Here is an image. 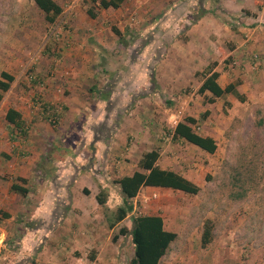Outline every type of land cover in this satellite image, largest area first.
Instances as JSON below:
<instances>
[{"label": "crops", "instance_id": "crops-1", "mask_svg": "<svg viewBox=\"0 0 264 264\" xmlns=\"http://www.w3.org/2000/svg\"><path fill=\"white\" fill-rule=\"evenodd\" d=\"M127 2L122 0L117 8L99 6L97 15L88 11L86 22L77 6L69 7L67 11L73 10L66 19L74 34L62 44L64 55L57 63L60 73L38 80L31 91H16L14 105L3 113L5 118L13 108L20 114V125L6 122L14 133L12 142L5 145L13 172L7 185L0 186V264H5L9 249L4 240L11 237L18 240V249L9 255L17 260L13 264H24L27 257L29 264H129L134 245L131 236L121 235L119 230L130 231L131 218L141 214H135L134 205L131 214L110 227L113 212L107 216L103 208L115 211L121 204L114 181L138 171L144 154L156 151L159 168L198 185L197 167L215 153L173 140L176 124L194 118L193 129L216 142L222 131V112H230L228 104L234 111L249 95L255 80L252 70L259 65L253 64V58L264 57V27L259 24L264 0H140L136 7ZM29 5L35 8L32 0ZM65 13L62 8V18ZM139 21L141 27L132 24ZM182 22L188 23L186 27ZM131 24L135 29L126 27ZM145 33L151 40H144ZM83 37L94 40L92 48L99 49L94 58L85 57L83 50L88 45ZM151 61L155 75L149 73ZM96 63H106L99 78L91 70ZM207 72L217 73V84L222 89L232 85L234 93L209 102L211 94L199 92ZM63 73L69 76L63 78ZM17 79L21 78L14 77V84ZM95 80L100 85L110 83V88H91L88 82ZM19 85L25 82L21 80ZM62 89L70 93L62 95ZM48 106L57 108L59 115L55 140L66 142L69 138L61 136L77 124L82 137L79 144L54 147L49 140L52 130L41 121ZM21 133H28L29 138L17 148ZM54 149L63 155L53 158L49 152ZM13 184L27 193L11 190ZM160 189L144 187L134 199L147 204L149 194ZM100 192L103 206L96 200ZM145 207L144 215L160 216L165 230L177 235L161 263H195L192 246L197 238L201 241L202 232L183 229L177 221H166L157 210L145 211ZM206 245L199 244L201 252L207 253Z\"/></svg>", "mask_w": 264, "mask_h": 264}, {"label": "rangeland", "instance_id": "rangeland-1", "mask_svg": "<svg viewBox=\"0 0 264 264\" xmlns=\"http://www.w3.org/2000/svg\"><path fill=\"white\" fill-rule=\"evenodd\" d=\"M54 1L67 13L64 18L61 14L50 23L36 7H30L29 0H0V72L5 70L13 77L21 78L17 79L15 84L13 81L11 88L4 93L0 102V186L7 185L9 177L12 176L11 172H13H10L9 168L13 162L5 155V145L12 142L13 132L10 133L11 129L5 121L4 111L14 105V98H18L16 91L19 89H24L26 92L31 91L37 85L38 80L50 77L57 72L60 73L61 68L57 63L64 55L62 44L68 41V35L74 34L73 26L66 19L73 9L67 11L68 8L77 6L80 9L77 8L78 14H82V19L86 22L90 18L88 11L97 15V9L100 6L97 0H77L76 4L75 0ZM127 3L136 7L140 4V0H128ZM198 12L200 14V9L197 14ZM260 15L262 19L259 24L264 27V13ZM132 24L136 27L142 26L140 21L138 25L137 22ZM132 24L126 27L131 28ZM187 24L183 23L185 27ZM148 36L150 35H146L144 40H151ZM138 37L139 40H136ZM78 38L80 41L81 36ZM132 38L139 42L142 36ZM121 41L122 39L119 40ZM84 42L88 45V48L83 50L85 57L94 58L99 52L98 48L93 49L91 46L94 40L85 39ZM126 52L128 55L129 50ZM155 54L157 52H154ZM134 55L135 53L132 52L128 56L134 57ZM256 56V62L259 65L254 71L252 70L255 73L254 77L252 76L255 80L252 81L245 103L238 105L234 111H231L228 104L230 112L223 111L222 116L219 117L221 121L219 127L222 131L216 139L217 150L214 155L202 160V165L197 167L200 192L197 195H188L169 189H160L149 194L151 200L147 204L139 199L132 200L133 206L135 205V214L144 215L143 206L145 205V211L151 208L157 210L166 221L173 219L178 222L179 226H183V229H189L196 234L197 232L208 233L207 253L199 249V244L203 246L202 239L201 241H198V238L194 240L192 249L195 256L192 260L195 263L192 264H264V57L263 55ZM157 57L158 55L154 59ZM105 64L96 63L91 68L94 71L92 74L99 78V73L101 70L104 71ZM153 66V61H151L150 74L153 73ZM114 67L119 68V66ZM63 74V78L69 76V74ZM104 74L105 72L102 75ZM21 80L25 82V85H19ZM151 82L155 84L154 80ZM88 84L91 88H110V83L100 85L99 80L90 81ZM188 85H186L187 89ZM61 93L66 95L70 92L62 89ZM54 115L58 118L54 126L48 122L47 114L40 117L41 121H44L52 130L50 136L54 140H49L54 147L58 149L63 146L70 147L69 142L79 144L82 137L76 130L78 129L77 124L61 136V138H69L66 142L55 140L59 134L57 131L60 122L59 115L56 113ZM78 126H81L80 122ZM71 133L74 134L71 136ZM19 136L22 142L17 145V148L24 146L26 139L29 138L28 133H21ZM71 138L74 141H71ZM24 152L29 154L28 151ZM49 153L54 155L53 158L63 155V151L57 153L55 149ZM103 212L109 216V212L114 211L103 208ZM126 222L129 223V220ZM17 241L12 237L4 240L9 247L5 252V264H13L17 261L13 256L9 257L16 248ZM87 257L91 258L90 253ZM29 259L24 258L22 262L29 264Z\"/></svg>", "mask_w": 264, "mask_h": 264}, {"label": "trees", "instance_id": "trees-1", "mask_svg": "<svg viewBox=\"0 0 264 264\" xmlns=\"http://www.w3.org/2000/svg\"><path fill=\"white\" fill-rule=\"evenodd\" d=\"M35 7L44 14L45 19L52 23L61 15L62 8L54 0H32ZM102 8H117L122 0H97ZM92 16V13L89 12ZM117 35L119 33L115 31ZM208 76L204 79L199 88L200 93L209 92L211 97L209 102L215 98L222 97L229 93H234V87L228 85L222 89L216 82L217 73L207 72ZM14 77L7 73H0V102L4 93L9 91ZM242 99V98H239ZM207 112L203 114V117ZM5 120L14 126L20 125V114L13 108H10L5 115ZM195 119L186 117L178 122L174 128L172 139L183 140L189 144L195 145L208 154H214L217 150L216 142L210 137H203L193 129ZM158 153L151 151L144 154L140 163L139 170L130 176L115 180L114 183L119 186L121 204L112 213L110 227L124 220L133 211L132 200L138 195L144 187H155L169 189L188 195H197L200 187L182 175L159 168L156 164ZM11 190L18 191L21 195L27 193L26 189L19 188L17 184L11 186ZM97 203L103 206L105 201L103 193L96 196ZM121 235L129 234L134 245V256L129 264H162L161 259L166 254L170 244L175 241L177 235L165 230L163 220L157 215H138L131 218V230L125 227L119 230ZM115 239V238H113ZM208 243V233L202 234V245Z\"/></svg>", "mask_w": 264, "mask_h": 264}, {"label": "built area", "instance_id": "built-area-1", "mask_svg": "<svg viewBox=\"0 0 264 264\" xmlns=\"http://www.w3.org/2000/svg\"><path fill=\"white\" fill-rule=\"evenodd\" d=\"M256 58H257V56H255L254 58H253V64L255 65V66H257L258 64H257V62H256ZM31 79V78H30ZM49 108H48V113H47V115H48V122L52 125V126H54V125H56L57 124V122H58V118H56V116L54 115V113H56L57 115H58V113L56 112V109L57 108H52L51 106H48Z\"/></svg>", "mask_w": 264, "mask_h": 264}]
</instances>
